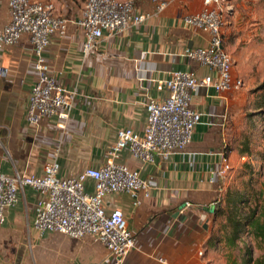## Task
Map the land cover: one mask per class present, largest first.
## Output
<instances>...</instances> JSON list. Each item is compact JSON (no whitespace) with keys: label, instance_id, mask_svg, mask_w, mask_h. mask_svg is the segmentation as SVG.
Returning <instances> with one entry per match:
<instances>
[{"label":"crops","instance_id":"1","mask_svg":"<svg viewBox=\"0 0 264 264\" xmlns=\"http://www.w3.org/2000/svg\"><path fill=\"white\" fill-rule=\"evenodd\" d=\"M50 1L52 15L56 17L72 21L81 11L73 0ZM134 7L136 11H146L150 3L138 0L134 1ZM200 7L201 0H175L163 13L121 36L100 41L85 57L81 55L82 33L72 22L62 38H51L44 59L57 83L76 92L63 129L57 128L53 118L42 120L37 127L25 123L26 99L34 82L30 45L27 37L22 36L14 45L3 48L0 173L11 175L21 171L41 175L44 164L56 161L57 177L66 178L85 168L103 165L118 130L143 131L146 101L165 96V91L155 89L156 81L178 70L192 71L197 79L210 74L181 56L184 49L206 45L203 34L181 22L184 15ZM7 21L6 0H0V27ZM238 98L235 92L215 95L211 89L196 90L190 108L201 114L200 123L184 151L166 161L140 165L126 152L121 153L119 162L138 170L150 192L136 209L125 195L113 194L104 199L106 210L122 212L134 237V246L122 264H157L159 256L169 264H210L207 248L210 230L202 226L208 228L214 223L207 211L220 196L217 189L221 191V187L217 183L208 184L207 179L219 166L220 151L223 150L228 163L231 161L229 142L237 123ZM90 184L87 182L88 187ZM36 199L37 195L25 188L18 193L16 203L4 212L0 224V264H83L79 241L85 238L72 240L63 236L64 239L48 242L49 233L38 238L29 229ZM181 204L184 207L177 211ZM27 242L32 244L31 250L48 245L51 254L57 257L51 256L45 263L38 257L30 259L24 250ZM101 249L102 264H112ZM87 264H100L98 255L90 257Z\"/></svg>","mask_w":264,"mask_h":264},{"label":"built area","instance_id":"2","mask_svg":"<svg viewBox=\"0 0 264 264\" xmlns=\"http://www.w3.org/2000/svg\"><path fill=\"white\" fill-rule=\"evenodd\" d=\"M148 1L150 9L139 12L131 0H85L79 15L71 21L53 16L50 0H6L8 21L0 27V51L14 45L22 36L27 37L31 49L34 82L24 112L28 126L37 127L42 120L53 118L57 128L63 129L74 105L75 90L57 83L44 59L50 39L62 38L67 25L72 22L82 33L81 55L85 57L100 41L121 36L130 28L163 13L175 0ZM227 1L201 0L198 11L181 18L186 28L206 37L205 46L184 49L181 56L206 69L209 75L197 79L192 71L178 70L169 73L164 80L156 81L155 89L165 91V96L146 101L143 131L118 130L100 167L85 168L66 178L57 177L56 161L44 164L41 175L21 171L11 175L0 173V224L4 212L16 203L18 193L28 188L37 195L29 227L37 237L47 233L72 240L87 237L104 249L112 264H122L124 256L134 246V237L122 212L106 210L104 199L113 194L125 195L130 206L136 209L150 192L138 170L119 162L121 153L126 152L140 165H154L183 152L201 120V114L190 108L193 93L198 89H211L215 95H225L237 92L242 85L233 73L230 56L222 47L220 27ZM0 75H4L2 68ZM218 155L219 166L207 179L210 185L216 184V180L225 177L230 170L223 150ZM240 160L245 161L244 157ZM87 182L91 183L90 187ZM217 193H221L219 188ZM26 245L29 249L32 247L28 242ZM156 262L169 264L162 256L157 257Z\"/></svg>","mask_w":264,"mask_h":264},{"label":"rangeland","instance_id":"3","mask_svg":"<svg viewBox=\"0 0 264 264\" xmlns=\"http://www.w3.org/2000/svg\"><path fill=\"white\" fill-rule=\"evenodd\" d=\"M73 1L82 9L85 0ZM131 1L134 3L138 0ZM220 32L222 47L230 56L233 72L242 85L235 92L239 102L235 111L237 123L233 140L229 142L232 152L230 170L215 182L221 187L218 199L223 215L217 217L211 226L205 227L207 231L210 230L211 241L207 245L210 264H225L228 255L239 261L245 246L249 247L252 259L264 256V242L253 239L249 233H243L234 248L227 249L224 245L228 232L225 215L229 211V205L224 200L228 204L232 200L241 201L238 208L246 212L253 207L259 208L264 198V169H261L259 156L264 148V88H259L264 79V0H228L222 14ZM240 157H244L245 161H241ZM62 238L53 233L47 237V241ZM215 238L219 241L214 242ZM79 242L83 248V264L89 263L90 257L97 255L100 264L103 263L101 247L87 237ZM48 247L41 245L31 250L26 245L24 250L30 259L38 257L45 263L51 256L57 257L51 254Z\"/></svg>","mask_w":264,"mask_h":264},{"label":"trees","instance_id":"4","mask_svg":"<svg viewBox=\"0 0 264 264\" xmlns=\"http://www.w3.org/2000/svg\"><path fill=\"white\" fill-rule=\"evenodd\" d=\"M259 88H264V79L262 80ZM259 156L261 161V169H264V148L262 149V152L259 153ZM224 203L229 205V211L225 215V224L228 228V232L225 234L224 245L227 249L234 248L236 242L243 233H249L252 235L253 239L264 242V198L259 208L253 207L249 210H246V212L238 208L240 204H242L241 201L232 200L230 204H228L224 200ZM221 215H223V211L220 207L219 199H217L210 215V219L211 221H214ZM210 241L211 239L207 242L208 246ZM218 241L216 238L214 239V242ZM225 264H264V256L252 259L249 247L245 246L239 261L233 260L228 255L225 258Z\"/></svg>","mask_w":264,"mask_h":264},{"label":"water","instance_id":"5","mask_svg":"<svg viewBox=\"0 0 264 264\" xmlns=\"http://www.w3.org/2000/svg\"><path fill=\"white\" fill-rule=\"evenodd\" d=\"M183 207H184V204L179 205L177 211L181 210ZM212 211H213V207H210V208L208 209L207 212H208L209 214H211ZM202 228L205 229V225H203Z\"/></svg>","mask_w":264,"mask_h":264}]
</instances>
